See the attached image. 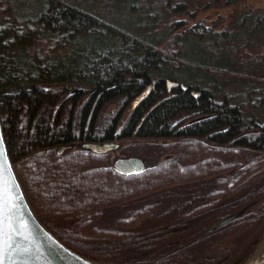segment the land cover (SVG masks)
Segmentation results:
<instances>
[{
  "label": "trees",
  "instance_id": "obj_1",
  "mask_svg": "<svg viewBox=\"0 0 264 264\" xmlns=\"http://www.w3.org/2000/svg\"><path fill=\"white\" fill-rule=\"evenodd\" d=\"M245 1L0 0L4 139L62 243L100 264H243L257 247L264 7L197 19ZM113 152L146 168L118 173Z\"/></svg>",
  "mask_w": 264,
  "mask_h": 264
},
{
  "label": "water",
  "instance_id": "obj_2",
  "mask_svg": "<svg viewBox=\"0 0 264 264\" xmlns=\"http://www.w3.org/2000/svg\"><path fill=\"white\" fill-rule=\"evenodd\" d=\"M81 147L101 155L116 151L119 143L113 140L84 142ZM62 149L63 146L58 147L59 151ZM0 164L4 168L0 190L5 194L7 206L11 209L4 226L5 235L2 238L5 264H100L62 243L36 217L11 163L1 122ZM112 167L121 174H138L146 168V164L142 158L137 156H120L113 159ZM237 215L234 214L216 222L203 235L222 226ZM8 244L12 247L8 248Z\"/></svg>",
  "mask_w": 264,
  "mask_h": 264
},
{
  "label": "rangeland",
  "instance_id": "obj_3",
  "mask_svg": "<svg viewBox=\"0 0 264 264\" xmlns=\"http://www.w3.org/2000/svg\"><path fill=\"white\" fill-rule=\"evenodd\" d=\"M244 5H250L254 8H256V7L261 8V7H264V0H246L245 2H243L239 5H235V6L214 7V8L207 10V11H203V12L199 13L197 16V19H204L207 22H210L211 20H217V21L223 20L224 21L223 24H225V23H228L229 21H231L232 15L238 13V11ZM120 156H122V155L119 154L118 152H113V153H111V160H113L115 157H120ZM262 203H264V196L260 197L258 200L249 204L247 206V209H253L257 205H260ZM262 252H264V237L260 241V243L257 245V247L254 248L253 251H251L247 255L246 260L244 261L243 264H245L246 262L251 260L253 257H255L256 255H258Z\"/></svg>",
  "mask_w": 264,
  "mask_h": 264
},
{
  "label": "snow or ice",
  "instance_id": "obj_4",
  "mask_svg": "<svg viewBox=\"0 0 264 264\" xmlns=\"http://www.w3.org/2000/svg\"><path fill=\"white\" fill-rule=\"evenodd\" d=\"M3 172H4L3 165L0 164V180H2ZM6 209H7V211H6ZM10 211H11V209L8 208L7 202L5 200V194L2 192V190H0V264H5V257L3 254V239L2 238L5 235L4 226H5L6 221H7L8 213ZM9 239H11L10 236H9ZM7 247L11 248L12 245L8 244Z\"/></svg>",
  "mask_w": 264,
  "mask_h": 264
},
{
  "label": "bare ground",
  "instance_id": "obj_5",
  "mask_svg": "<svg viewBox=\"0 0 264 264\" xmlns=\"http://www.w3.org/2000/svg\"><path fill=\"white\" fill-rule=\"evenodd\" d=\"M245 264H264V252L256 255L255 257H253L251 260H249Z\"/></svg>",
  "mask_w": 264,
  "mask_h": 264
}]
</instances>
